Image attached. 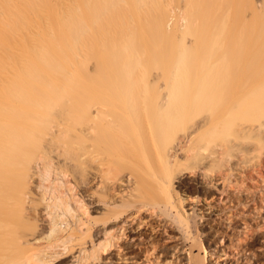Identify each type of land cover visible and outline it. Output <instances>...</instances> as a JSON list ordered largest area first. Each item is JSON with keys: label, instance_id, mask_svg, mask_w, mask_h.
Here are the masks:
<instances>
[{"label": "bare ground", "instance_id": "bare-ground-1", "mask_svg": "<svg viewBox=\"0 0 264 264\" xmlns=\"http://www.w3.org/2000/svg\"><path fill=\"white\" fill-rule=\"evenodd\" d=\"M58 1L0 0V264L181 263L152 220L209 221L264 128V0Z\"/></svg>", "mask_w": 264, "mask_h": 264}, {"label": "rangeland", "instance_id": "rangeland-1", "mask_svg": "<svg viewBox=\"0 0 264 264\" xmlns=\"http://www.w3.org/2000/svg\"><path fill=\"white\" fill-rule=\"evenodd\" d=\"M55 1L52 0V3L54 2L55 4ZM58 4L61 6V3L58 1L56 4V7L59 8ZM34 31L36 32L37 30ZM118 31L107 30L106 39L103 40L98 39V36L90 39L93 43L91 47H87L88 44L85 46L87 52L83 51L86 55H82L84 59L81 56L77 58L78 60L83 59L84 69H89L96 65L97 61H99V57L96 55L110 56V44L113 41L116 44H118V41L122 43V37L130 30H121L116 33ZM33 32L30 35L35 34ZM21 35L20 37H23V33ZM102 37L100 36L99 38ZM94 41H98L99 45H95ZM12 49L6 53L3 50L2 54L3 52L5 54L3 56L5 57L6 54L12 53L15 57L19 56L18 58H21L25 53H23L21 48V51H18L19 55H16L14 53L17 50L14 47ZM102 51H106V54H100ZM143 52H145L144 48H140L139 53ZM152 52L154 53L155 50ZM155 54V58H157V53L155 52ZM5 62L10 63L7 59ZM89 62L92 63L90 64ZM5 64L4 69L6 70L4 73L9 76L8 71L10 73L13 72L11 71L13 66ZM253 125H257V123H253ZM255 132H252L251 136L244 141L240 171L235 166V157L232 155L228 158L227 172H229L230 176L229 183H226V193L219 196L217 191L214 190L213 197L215 198L211 202L216 207L214 209L209 208V212L217 213V215L213 216L210 213L208 216L210 218L209 221L200 227L191 224L188 230L183 229L182 226L177 228L175 224L172 225L168 221L169 216H163V214L158 212L157 217L152 220L154 224L160 220L161 224L166 226L167 233L177 237L175 240L163 235V243L165 245L177 244L183 250H181L180 256L182 261L177 264H264V128L260 130V134ZM219 182L216 183L218 185L216 187L221 189L222 185L220 186ZM219 197L221 198L220 200H218ZM169 225L171 226L170 228ZM149 258L152 261L154 260L152 254L149 255ZM65 261L67 259L62 260L60 263L63 264Z\"/></svg>", "mask_w": 264, "mask_h": 264}]
</instances>
